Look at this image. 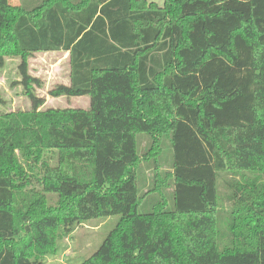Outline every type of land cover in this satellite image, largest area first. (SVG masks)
Wrapping results in <instances>:
<instances>
[{
  "label": "trees",
  "instance_id": "16d2710c",
  "mask_svg": "<svg viewBox=\"0 0 264 264\" xmlns=\"http://www.w3.org/2000/svg\"><path fill=\"white\" fill-rule=\"evenodd\" d=\"M33 1L0 0V67L21 58L14 85L31 104L0 114V264H46L111 216L82 264H264V0ZM56 51L70 53V85L48 96L88 109L40 110L28 59Z\"/></svg>",
  "mask_w": 264,
  "mask_h": 264
},
{
  "label": "rangeland",
  "instance_id": "374dc122",
  "mask_svg": "<svg viewBox=\"0 0 264 264\" xmlns=\"http://www.w3.org/2000/svg\"><path fill=\"white\" fill-rule=\"evenodd\" d=\"M11 4L19 6L23 3L27 4L26 0H10ZM43 0H35L33 3H38ZM149 3H155L160 7L164 6L165 0H147ZM21 58L6 57L4 59L3 67H0V96L5 101V105L0 108V114H10L14 112H28L31 110L30 101L24 94V89L20 85L14 83L21 80L19 72V65ZM29 73L42 81L43 86L36 88L37 96H48V90L51 88L52 83L65 81V76L69 70L68 60L61 54H47L35 53L28 59ZM50 87V88H49ZM49 97V96H48ZM53 99L49 97V101H45L44 106L40 110L45 111L48 109H83L88 108L84 105L83 100L71 101V99ZM48 102V103H47ZM87 104V103H86ZM84 110V109H83ZM138 149L140 155L143 156L147 150L150 137L147 135H138ZM164 145V159L163 171H170V161L172 162V149ZM166 158V159H165ZM55 164V160L52 161ZM153 171L143 164L142 170L138 173V182L140 188V196H144L149 191L153 180ZM167 199L169 206H173L172 193L167 192ZM155 198L146 196L139 208L140 214H148L152 211V206ZM224 204V208H228ZM121 216H111L108 218L92 220L78 226L73 233L64 237L59 243V250L56 256L46 258V264H82L102 246L105 239L115 229L120 222Z\"/></svg>",
  "mask_w": 264,
  "mask_h": 264
},
{
  "label": "crops",
  "instance_id": "0c3cea01",
  "mask_svg": "<svg viewBox=\"0 0 264 264\" xmlns=\"http://www.w3.org/2000/svg\"><path fill=\"white\" fill-rule=\"evenodd\" d=\"M40 53H47V54H57V55H59V54H61L62 56H64L65 57V61H67L68 60V63H69V70L67 71V74H66V76H65V81H63V82H56V83H52L51 84V88L48 90V91H50L54 86H56V85H58V84H63V85H67V86H69L70 85V53L69 52H66V51H56V52H40ZM40 97V96H39ZM42 98H44L45 99V101L47 100V101H49V97L47 96V97H45V96H41ZM53 99H58V98H53ZM60 99V98H59ZM65 99H71V101H78V100H83L84 101V105H88V106H90V98L89 97H87V96H84V97H72V98H65ZM48 103V102H47ZM87 103V104H86ZM89 108V107H88ZM88 108H86V107H84L83 109L84 110H86V109H88Z\"/></svg>",
  "mask_w": 264,
  "mask_h": 264
}]
</instances>
